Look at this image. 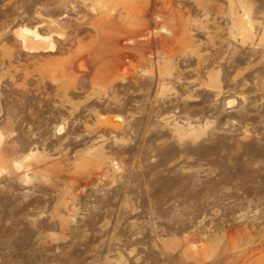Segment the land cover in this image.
Masks as SVG:
<instances>
[{"label":"rangeland","instance_id":"obj_1","mask_svg":"<svg viewBox=\"0 0 264 264\" xmlns=\"http://www.w3.org/2000/svg\"><path fill=\"white\" fill-rule=\"evenodd\" d=\"M242 1L0 0V264H264V0Z\"/></svg>","mask_w":264,"mask_h":264},{"label":"bare ground","instance_id":"obj_2","mask_svg":"<svg viewBox=\"0 0 264 264\" xmlns=\"http://www.w3.org/2000/svg\"><path fill=\"white\" fill-rule=\"evenodd\" d=\"M121 2L124 5V9L131 12V8H132L131 0H121ZM241 4L244 8H245V6H247V3L245 0L242 1ZM132 12H134V11H132ZM245 14L247 15L246 11H245L244 15ZM235 23H237V22H235ZM238 28L242 33L246 32L247 28H246V24L244 23L243 20H240L238 22ZM15 34L18 36V38H20L22 40L23 49L26 51H29V52H48V51H54L57 48L56 44L54 43L52 35L42 34L39 31V26H34V27H30L27 25L19 26L15 29ZM35 156H36V153L32 152L25 158L30 159V158L35 157ZM14 164H15L17 169H21L23 167V162L14 161ZM0 170H1V167H0Z\"/></svg>","mask_w":264,"mask_h":264}]
</instances>
